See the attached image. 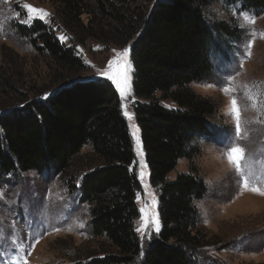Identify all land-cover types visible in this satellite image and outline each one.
<instances>
[{
  "label": "trees",
  "instance_id": "16d2710c",
  "mask_svg": "<svg viewBox=\"0 0 264 264\" xmlns=\"http://www.w3.org/2000/svg\"><path fill=\"white\" fill-rule=\"evenodd\" d=\"M45 1L53 9L52 24L80 43L82 37L129 46L132 113L148 182L158 194L159 231L140 257L134 230L140 186L131 170L132 139L118 94L108 81L63 79L44 100L2 114L0 179L31 172L63 176L89 146L97 164L79 177V204L88 208L90 236L104 239L112 251L87 264H194L193 256L208 247L196 210L205 184L191 169L171 181L168 176L179 160H194L196 140L211 132L216 106L190 85L212 73L210 54L219 47L216 39L236 38L237 28L207 20L205 10L217 0H150L152 6L144 10L137 0ZM223 1L239 2L243 10L256 14L264 11V0ZM17 30L56 69L83 67L73 47L61 44L48 24L34 21ZM161 101H170L174 109Z\"/></svg>",
  "mask_w": 264,
  "mask_h": 264
},
{
  "label": "rangeland",
  "instance_id": "374dc122",
  "mask_svg": "<svg viewBox=\"0 0 264 264\" xmlns=\"http://www.w3.org/2000/svg\"><path fill=\"white\" fill-rule=\"evenodd\" d=\"M153 2L137 0L143 10ZM26 4L49 15L40 19L41 14L27 12ZM241 13L254 19V23L245 20ZM52 15L53 9L45 0H0V116L34 100H44L63 79L111 83L132 139L131 170L140 186L135 200L138 218L134 230L141 257L157 234L150 218L158 220V194L148 182L132 113L135 99L131 92L129 46L120 48L82 37L80 43L56 23L53 25ZM205 16L210 23L218 21L236 27L237 37L216 39L219 47L210 54L212 73L190 85L194 93L215 104L216 114L211 121V132L196 140L198 155L191 162L179 160L168 179L174 180L178 173H188L191 169L205 184V196L196 203V210L208 247L193 256L194 264H264V196L242 188L234 167L223 155L230 141L239 143L246 151L242 162L245 172L260 177L256 182L264 186V163H261L264 161V11L256 14L243 10L239 2L217 0L206 8ZM34 21L48 24L61 44L73 47L83 67L72 72L60 71L48 57L38 54L29 39L17 30L18 26L29 27ZM125 48L127 55L117 56ZM110 60L118 61L113 64L112 72L121 65L127 66L123 98L115 84L103 75ZM224 87L229 89L227 93ZM233 97L242 109L243 138L239 140L235 138V122L229 111ZM160 104L168 109L175 107L170 101ZM96 164L89 146H85L63 176L31 172L0 179V264H17V261L22 264L25 257L28 264H87L112 251L104 239L90 236L88 208L79 204V177ZM72 186L76 189L72 190Z\"/></svg>",
  "mask_w": 264,
  "mask_h": 264
},
{
  "label": "snow or ice",
  "instance_id": "6c2138e0",
  "mask_svg": "<svg viewBox=\"0 0 264 264\" xmlns=\"http://www.w3.org/2000/svg\"><path fill=\"white\" fill-rule=\"evenodd\" d=\"M25 9L28 13H39L41 14L39 16L40 19H43L45 16H48L49 14L47 12H44L42 9H37L31 5H24ZM241 15L244 16L245 20H250L248 15L246 13H241ZM250 22L254 23V19H251ZM63 38V37H62ZM252 47L251 42L248 43L247 48L250 50ZM128 53V49L125 48L123 50V53H117V56H126ZM250 55V51L247 53ZM114 63H118V61H109L108 64V70H106L103 75H105L112 83L115 84L116 89L119 91L120 96L123 98L126 95V89H127V74H126V64L121 65L117 71L112 72V66ZM242 66V65H241ZM211 85H209L210 87ZM223 91L226 93L229 91L227 87H224ZM249 99H252V97H249ZM230 114L234 118V130H235V138L237 140L243 138V128H242V118H241V111L238 101L235 97H233L230 101ZM128 113L125 112V115ZM135 136V133H133ZM138 140V137H137ZM223 155L226 157L228 164L232 167H234L235 172L237 174L238 182L240 183V186L244 188L245 190L257 193L261 196H264V186H261V184L257 183V180H261L260 177H253L250 174L246 173L243 167L242 162L246 159V151L243 147L240 146L239 143L230 141L228 145H226V151L223 153ZM261 163H264V161H261ZM141 167H143V164L141 162ZM141 178L143 177V172L140 173ZM141 212H144V209H141ZM142 219H145L144 216H142ZM151 223L156 226V231H159V223L158 220L155 217H151ZM147 224V221H146ZM145 225H142V227H146ZM137 231H141V229H137ZM34 247V245H33ZM17 264H20V261H17ZM22 264H28V261L25 258H22Z\"/></svg>",
  "mask_w": 264,
  "mask_h": 264
}]
</instances>
